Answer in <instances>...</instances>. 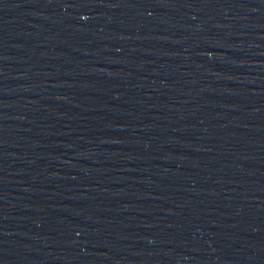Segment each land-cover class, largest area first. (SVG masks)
Segmentation results:
<instances>
[{
	"label": "water",
	"instance_id": "water-1",
	"mask_svg": "<svg viewBox=\"0 0 264 264\" xmlns=\"http://www.w3.org/2000/svg\"><path fill=\"white\" fill-rule=\"evenodd\" d=\"M0 264H264V0H0Z\"/></svg>",
	"mask_w": 264,
	"mask_h": 264
}]
</instances>
